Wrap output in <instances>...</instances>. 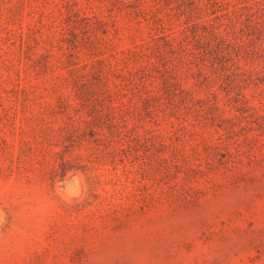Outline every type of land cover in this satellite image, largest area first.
I'll use <instances>...</instances> for the list:
<instances>
[{"label": "rangeland", "instance_id": "obj_1", "mask_svg": "<svg viewBox=\"0 0 264 264\" xmlns=\"http://www.w3.org/2000/svg\"><path fill=\"white\" fill-rule=\"evenodd\" d=\"M0 264H264V0H0Z\"/></svg>", "mask_w": 264, "mask_h": 264}]
</instances>
